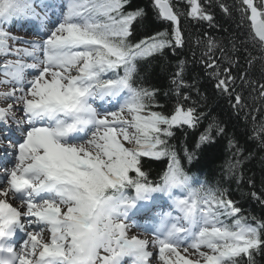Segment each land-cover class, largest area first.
I'll return each mask as SVG.
<instances>
[{
	"label": "snow or ice",
	"instance_id": "snow-or-ice-1",
	"mask_svg": "<svg viewBox=\"0 0 264 264\" xmlns=\"http://www.w3.org/2000/svg\"><path fill=\"white\" fill-rule=\"evenodd\" d=\"M129 2L0 0V140L7 141L0 148V264H239L241 257L254 264L264 250V220L244 216L226 189L197 180L184 164L195 153L181 156L170 143L175 129H196L205 115L182 102L191 99L182 90L194 87L185 61L173 74L169 114L154 110L158 89L137 83L138 61L184 47L180 12L171 0H153L171 32L132 42L145 12L125 11ZM187 4L191 19L216 26L202 0ZM235 10L250 21L264 64V0H238ZM16 23L35 39L13 47L5 26ZM246 42L240 47L250 68L256 58ZM204 47L206 78L237 113L248 110L253 138L264 144V70L254 79L212 37ZM225 131L223 122H210L195 148L210 151ZM160 160L165 168L154 181L146 163ZM241 163L228 162V174ZM251 195L264 202V194ZM133 224L152 239L130 236Z\"/></svg>",
	"mask_w": 264,
	"mask_h": 264
},
{
	"label": "trees",
	"instance_id": "trees-1",
	"mask_svg": "<svg viewBox=\"0 0 264 264\" xmlns=\"http://www.w3.org/2000/svg\"><path fill=\"white\" fill-rule=\"evenodd\" d=\"M171 2L181 14V28L185 34V45L175 51L165 49L161 54H155L138 61L137 83L146 88L158 89L154 110L169 114L177 99L174 93L175 86L172 84L173 74L177 64L180 61H185V79L194 87L182 90L191 97L190 100L182 102L186 105H193L195 102L198 111L205 115L196 129H175V135L171 138L170 143L181 156L184 155L185 150L195 153L196 159L190 164L187 160L184 161L185 167H189L188 171L193 173L192 175L200 173L204 175L202 177L210 185L226 189L227 196L237 202L244 216L264 220V202L251 195L252 192L258 195L264 194V144L253 138L256 132L253 130V121L246 118L248 110L245 109L237 113L231 106L232 102L229 98L226 95L218 94L213 88L212 82L206 78L205 69L201 64V57L206 50L204 42L208 37H212L228 50L229 55L238 56L241 69L247 68L249 74L259 80L261 71L264 70V64L260 62L259 45L250 42V21L243 20L235 10L238 0H202L215 18V27H210L207 21L191 19L187 15V0H171ZM220 3H225L232 8V14L226 15L221 10ZM137 8L143 9L145 16L143 20L133 24V32L130 37L132 42H139V40L153 36L158 32H171V24L157 16L153 0H130L125 11H133ZM198 39L201 40L200 44L196 43ZM230 41L236 43V49H232ZM241 41H247L244 48H247L251 56L256 58L250 68L245 63L249 57L240 47ZM216 55L219 56V52ZM237 90L239 91V89ZM204 95L207 96L206 100L202 98ZM254 96L255 93L252 96H247V99L251 101ZM256 106L259 107V104ZM212 121L223 122L225 133L216 137L215 147L210 151L203 148L197 150L195 145L199 135ZM230 141L239 146L240 155H234L236 149L230 145ZM235 159L242 161L241 167L235 175H229L227 164ZM164 168L163 160L146 163L149 177L154 181L158 180V174ZM238 260L239 264H248L247 257H241ZM253 262L254 264H264V250L254 253Z\"/></svg>",
	"mask_w": 264,
	"mask_h": 264
},
{
	"label": "rangeland",
	"instance_id": "rangeland-1",
	"mask_svg": "<svg viewBox=\"0 0 264 264\" xmlns=\"http://www.w3.org/2000/svg\"><path fill=\"white\" fill-rule=\"evenodd\" d=\"M23 32H25V31H23ZM10 33H14V34H18V35H24V33H21V32H19L18 30H16V31L11 30ZM27 38H28V39H30V38L33 39V38H35V36H33V34L30 35V36L27 35ZM18 44H19V43H18ZM18 44H17V45H18ZM17 45H16V46H17ZM20 46H23V45H20ZM11 57L13 58L14 56H10L9 58H11ZM4 90H6V89H4Z\"/></svg>",
	"mask_w": 264,
	"mask_h": 264
},
{
	"label": "bare ground",
	"instance_id": "bare-ground-1",
	"mask_svg": "<svg viewBox=\"0 0 264 264\" xmlns=\"http://www.w3.org/2000/svg\"><path fill=\"white\" fill-rule=\"evenodd\" d=\"M135 232H137V231H132V233H135Z\"/></svg>",
	"mask_w": 264,
	"mask_h": 264
}]
</instances>
